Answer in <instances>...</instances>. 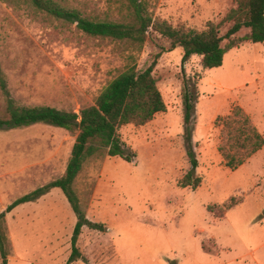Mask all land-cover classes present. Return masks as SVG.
<instances>
[{
    "label": "rangeland",
    "instance_id": "obj_1",
    "mask_svg": "<svg viewBox=\"0 0 264 264\" xmlns=\"http://www.w3.org/2000/svg\"><path fill=\"white\" fill-rule=\"evenodd\" d=\"M52 1L90 19H134L129 0ZM138 1L154 22L195 29L219 22L235 6L234 0ZM243 42L224 53L221 66L204 68L196 54L182 63L181 47L167 51L169 40L149 31L136 67L146 68L160 53L153 74L166 109L144 125L120 128L136 152L133 162L112 156L84 164L74 187L87 201L88 220L103 229L81 228L77 247L86 261L70 264H264V146L230 170L217 150L223 134L213 125L238 104L264 137V43ZM127 47L125 41L88 35L30 0H0V117L7 98L19 106L78 112L124 68ZM184 74L198 88L192 143L200 183L194 189L178 184L190 166L182 137ZM73 141L72 132L46 123L0 128L6 264H65L76 216L59 188L5 209L58 178Z\"/></svg>",
    "mask_w": 264,
    "mask_h": 264
},
{
    "label": "trees",
    "instance_id": "obj_2",
    "mask_svg": "<svg viewBox=\"0 0 264 264\" xmlns=\"http://www.w3.org/2000/svg\"><path fill=\"white\" fill-rule=\"evenodd\" d=\"M33 7L67 22L75 23L84 33L91 36L111 38L128 43L124 56V68L112 78L98 93L93 103L83 105L78 112L59 109L50 105L19 106L6 99L5 115L0 117V128H18L34 123H46L64 128L74 134V141L64 172L56 179L36 187L14 199L5 212L15 206L35 201L51 188H59L69 202L76 222L70 237V253L65 264L81 258L77 247L78 236L83 226L103 229L102 223H95L85 215L86 200L83 201L75 190L74 183L88 161L103 162L106 157L117 156L133 162L136 152L120 135L122 126H141L151 121L155 114L165 111L166 104L153 74L160 53L155 54L151 63L143 69L136 67L139 51L148 37L149 31L158 32L169 40L167 51L181 47V62L191 55L201 57L204 68L219 67L224 53L242 41L264 43V0H234L219 22L208 20L202 29H195L180 22L175 26L166 21L154 22L144 13L141 2L129 0L133 7L131 22L96 20L81 16L78 11L67 9L52 0H30ZM226 23L224 32L221 25ZM224 42V43H223ZM181 87L182 137L189 169L180 178V187L196 188L200 177L196 174L198 160L193 148L194 109L198 101V88L194 80L184 74ZM213 125L219 127L223 142L217 150L223 164L234 170L244 164L264 146V137L251 120L250 115L238 104L229 112L217 115ZM93 184L90 186L92 192ZM223 214L217 215L221 217ZM4 216L0 214V254L2 264H6L5 243L8 240L4 229ZM40 264V263H33Z\"/></svg>",
    "mask_w": 264,
    "mask_h": 264
},
{
    "label": "crops",
    "instance_id": "obj_3",
    "mask_svg": "<svg viewBox=\"0 0 264 264\" xmlns=\"http://www.w3.org/2000/svg\"><path fill=\"white\" fill-rule=\"evenodd\" d=\"M243 43H244L243 41L240 42L238 46L236 45V46H234V47L228 49L227 52L230 51V50H234V49H236V48H239V46H241V44H243ZM257 43H259V42H257ZM227 52H226V53H227ZM226 53H225V54H226ZM255 80H256V79H255ZM256 81H257V80H256ZM257 152H258V151H257ZM255 154H256V153H255ZM253 155H254V154H253ZM253 155H252V156H253ZM252 156H251L249 159H251ZM113 157H114V156H113ZM247 161H248V160H247ZM247 161H246V162H247ZM246 162H245V163H246ZM49 193H50V191H48L46 194H44V195L41 196V197H44V196H46V195L49 194ZM41 197H40V198H41ZM25 203H33V201H29V202H25ZM22 204H23V203H22ZM19 205H20V204H19ZM17 206H18V205H17ZM40 264H47V263L41 262Z\"/></svg>",
    "mask_w": 264,
    "mask_h": 264
}]
</instances>
